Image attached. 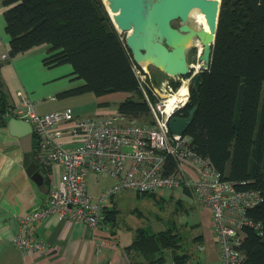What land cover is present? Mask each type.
Returning <instances> with one entry per match:
<instances>
[{"label": "trees", "instance_id": "trees-1", "mask_svg": "<svg viewBox=\"0 0 264 264\" xmlns=\"http://www.w3.org/2000/svg\"><path fill=\"white\" fill-rule=\"evenodd\" d=\"M9 60L41 44L48 45L42 63L46 67L69 64L83 85L58 96L92 93L97 97L122 92L118 115L150 125L146 102L138 89L136 65L115 28L103 0H1ZM2 60H0V67ZM99 105H105L100 103ZM195 112L186 133L192 150L238 190H254L261 201L246 211L259 223L262 234L242 226L237 247L244 255L240 264H264V0H220L210 62L198 87L176 116ZM0 76V119L14 117ZM38 149L34 155L37 156ZM168 171L175 162L167 157ZM42 174L47 170L42 166ZM186 193H189L184 189ZM143 196L152 193H136ZM103 208V222L117 224L114 209ZM192 238V242L201 239ZM183 239L173 228L150 232L138 227L126 252L139 264H188ZM134 258V257H133ZM132 258V259H133ZM130 264H134L131 260Z\"/></svg>", "mask_w": 264, "mask_h": 264}, {"label": "built area", "instance_id": "built-area-1", "mask_svg": "<svg viewBox=\"0 0 264 264\" xmlns=\"http://www.w3.org/2000/svg\"><path fill=\"white\" fill-rule=\"evenodd\" d=\"M5 57L1 55L0 60ZM133 70L153 117L150 125L125 120L117 111L105 117H76L68 108L38 114L28 98L19 99L14 117L31 125L38 152L60 171L46 205L20 218V232L12 237V245L23 254L42 251L43 242L32 235L29 226L50 214L108 230L103 222L105 199L124 190L141 194L180 187L189 192L193 204L209 210L220 264H240L244 255L237 247L243 238L242 226L262 234L260 224L246 217V211L261 201L259 193L238 190L233 182L222 180L209 162L192 150L187 133L170 132L169 118L189 101L187 78L177 87L169 80L156 85L137 65ZM65 131L74 138L73 144L61 140ZM167 157L175 162L172 172ZM91 172L107 174L113 180L95 200L86 190Z\"/></svg>", "mask_w": 264, "mask_h": 264}, {"label": "crops", "instance_id": "crops-1", "mask_svg": "<svg viewBox=\"0 0 264 264\" xmlns=\"http://www.w3.org/2000/svg\"><path fill=\"white\" fill-rule=\"evenodd\" d=\"M4 10L0 0V56L7 55L9 41L4 30ZM47 51L48 45L41 44L16 54L9 60L5 61L6 57L2 59L0 76L12 105V113L22 96L32 102L38 114L68 108L76 117H105L116 111L108 107L109 103L103 96L97 97L92 93L71 96L63 104L54 103L49 108L40 110L47 98L54 102V97L60 93L84 83L73 74L69 64L44 66L42 60ZM100 103L105 105L101 106ZM61 140L67 144L75 142L66 131ZM36 142L32 128L30 133H12L8 122L3 123L0 119V264H130L131 260H134V264H139L140 258L135 253L128 254L125 250L132 242L138 227L134 234L122 236L120 231L123 228L117 224H108V230H103L101 227L93 228L67 218L60 219L55 214H50L29 226L32 235L43 242L42 251L23 254L12 245V237L20 232V218L46 205L48 194L56 184L60 171L39 152L37 156L34 155ZM25 156L32 164H38L42 175L41 183L34 182L27 174L23 164ZM42 166L47 170L45 175L42 174ZM112 183V178L107 174L89 173L86 177V190L90 199H97ZM182 195L178 193L177 196L182 199ZM113 197L114 195L110 197V202H113ZM105 206L107 209H113L111 206ZM197 224L203 231L202 242H214L209 243L213 246L209 260L220 264V250L216 252L215 246L218 245L209 210L199 206L198 223L195 225Z\"/></svg>", "mask_w": 264, "mask_h": 264}, {"label": "water", "instance_id": "water-1", "mask_svg": "<svg viewBox=\"0 0 264 264\" xmlns=\"http://www.w3.org/2000/svg\"><path fill=\"white\" fill-rule=\"evenodd\" d=\"M111 20L119 33H126L124 44L129 50L135 64L148 63L167 77L185 75L187 66L185 49L192 35L196 34L202 45L201 59L203 70H207L210 62L211 48L214 42L220 0H104ZM197 10L203 15L205 25L194 31L186 24L179 30L171 27L174 19L186 21L190 12ZM213 31V36L210 35ZM201 82L200 75L194 79V86ZM195 112L193 107L186 117L171 116L168 127L172 134L181 135L192 121ZM12 133L16 131L31 132L28 122L12 116L6 117ZM27 174L36 183L42 182L38 164H32L24 157Z\"/></svg>", "mask_w": 264, "mask_h": 264}, {"label": "rangeland", "instance_id": "rangeland-1", "mask_svg": "<svg viewBox=\"0 0 264 264\" xmlns=\"http://www.w3.org/2000/svg\"><path fill=\"white\" fill-rule=\"evenodd\" d=\"M103 2L106 6V2L104 0ZM119 34L120 39L124 42L126 33L121 32ZM137 66L143 70V72H146L147 78H149L147 80H150V82L156 85H160L167 80L162 72L148 63H141ZM140 93L142 95L141 91ZM125 95L126 94L122 92H115L103 95V98L108 101V107L114 111L119 100L123 99ZM74 96L75 95L72 97ZM69 97L71 96L60 95L54 97V102H51L50 99L47 98V100H45L46 103L40 106V110L42 108L47 109L54 103L63 104L67 102L66 99ZM149 115L152 122L153 117L150 110ZM122 121L123 120H121V122ZM178 193L183 194L182 199L177 196ZM187 195L188 194L181 190L180 187L158 190L152 194H145L143 196L137 195L134 191L124 190L114 195L113 202H110V198L105 199L104 205L111 206V208L115 210L117 225L123 228L120 231L122 236L134 234L137 227H144L150 232L163 231L174 227V231L178 232L183 239V250L190 256L188 264H219L214 260H209V257H211L210 251H213V246H210V244L214 243L212 240L208 241L206 244L202 242V239L192 242V238L201 236L203 231L199 224L195 225L198 223L199 204L197 202L193 204L191 196ZM213 233L216 234L214 231ZM215 247L216 252H218L219 247ZM165 257V264H171L170 252H165Z\"/></svg>", "mask_w": 264, "mask_h": 264}, {"label": "flooded vegetation", "instance_id": "flooded-vegetation-1", "mask_svg": "<svg viewBox=\"0 0 264 264\" xmlns=\"http://www.w3.org/2000/svg\"><path fill=\"white\" fill-rule=\"evenodd\" d=\"M198 11L194 10L189 13L186 21H182L181 19H174L170 22L171 27L174 29L179 30V27L186 24L194 31H198L201 27V22L197 19ZM180 31V30H179ZM182 34H187V31H180ZM203 52V45L199 39V37L194 34L191 36L189 44L187 45L185 49V60H186V66H187V73L185 75H177L175 77H167V80H169L170 83L175 85L176 87L179 85L180 80L183 78H187L188 80V90H189V97L190 92L193 88H196L194 86V79L197 75L203 74V64L204 61L201 59V55ZM137 65V64H136Z\"/></svg>", "mask_w": 264, "mask_h": 264}, {"label": "bare ground", "instance_id": "bare-ground-1", "mask_svg": "<svg viewBox=\"0 0 264 264\" xmlns=\"http://www.w3.org/2000/svg\"><path fill=\"white\" fill-rule=\"evenodd\" d=\"M197 19L201 22V25H205L204 18H203L202 14L198 13ZM210 35H211V37L213 36V31L212 30H210Z\"/></svg>", "mask_w": 264, "mask_h": 264}]
</instances>
